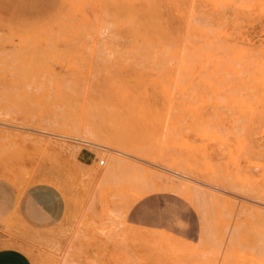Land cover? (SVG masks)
<instances>
[{
    "label": "rangeland",
    "instance_id": "obj_1",
    "mask_svg": "<svg viewBox=\"0 0 264 264\" xmlns=\"http://www.w3.org/2000/svg\"><path fill=\"white\" fill-rule=\"evenodd\" d=\"M0 245L264 264V0H0Z\"/></svg>",
    "mask_w": 264,
    "mask_h": 264
},
{
    "label": "crops",
    "instance_id": "obj_2",
    "mask_svg": "<svg viewBox=\"0 0 264 264\" xmlns=\"http://www.w3.org/2000/svg\"><path fill=\"white\" fill-rule=\"evenodd\" d=\"M26 202H29L31 205H26ZM19 209L34 220L42 221L52 216L49 209L44 206L43 200L38 199L34 194H30V196L23 198L19 204ZM38 213L44 214L45 218L35 219L34 217ZM26 261V255L20 248L13 245H0V264H26Z\"/></svg>",
    "mask_w": 264,
    "mask_h": 264
},
{
    "label": "bare ground",
    "instance_id": "obj_3",
    "mask_svg": "<svg viewBox=\"0 0 264 264\" xmlns=\"http://www.w3.org/2000/svg\"><path fill=\"white\" fill-rule=\"evenodd\" d=\"M214 15H215V14H214ZM86 36H87V35H86ZM142 36H143V35H142ZM161 42H162V41H161ZM165 42H166V40H165ZM194 42H195V41H194ZM173 44H174V43H173ZM212 45H213V44H212ZM168 47H169V44H168ZM209 48H210V47H209ZM163 56H164V54H163ZM171 61H172V60H171ZM153 62H154V61H153ZM154 64H156V63H154ZM154 64H153V65H154ZM160 64H161V63H159L158 66H159ZM183 64H184V63H183ZM138 65H139V64H138ZM156 65H157V64H156ZM181 65H182V64H181ZM183 72H184V71H183ZM201 74H202V73H201ZM106 147H107V146H106ZM113 150H114V149H113ZM119 152H120V151H119ZM120 153H123V152H120Z\"/></svg>",
    "mask_w": 264,
    "mask_h": 264
},
{
    "label": "built area",
    "instance_id": "obj_4",
    "mask_svg": "<svg viewBox=\"0 0 264 264\" xmlns=\"http://www.w3.org/2000/svg\"><path fill=\"white\" fill-rule=\"evenodd\" d=\"M102 163H103V159L100 158V159L98 160V164H102Z\"/></svg>",
    "mask_w": 264,
    "mask_h": 264
}]
</instances>
